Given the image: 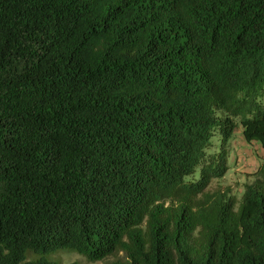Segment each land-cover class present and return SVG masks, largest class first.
I'll return each instance as SVG.
<instances>
[{"label":"trees","instance_id":"1","mask_svg":"<svg viewBox=\"0 0 264 264\" xmlns=\"http://www.w3.org/2000/svg\"><path fill=\"white\" fill-rule=\"evenodd\" d=\"M239 130L264 0H0V264H264V156L211 191Z\"/></svg>","mask_w":264,"mask_h":264},{"label":"rangeland","instance_id":"2","mask_svg":"<svg viewBox=\"0 0 264 264\" xmlns=\"http://www.w3.org/2000/svg\"><path fill=\"white\" fill-rule=\"evenodd\" d=\"M263 156L264 151L262 148L256 143L247 144L241 136V130H239L231 147L230 170L223 178L215 180L212 183L211 191L229 187L232 194L237 199H240L244 192V185L252 183L255 180V176L253 175L259 168ZM54 258L61 259L64 264L73 262L103 264L101 262L89 263L85 258L74 253H60Z\"/></svg>","mask_w":264,"mask_h":264}]
</instances>
